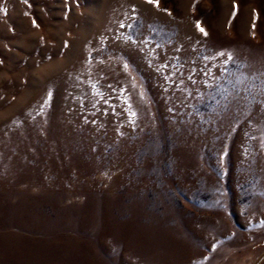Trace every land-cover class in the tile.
<instances>
[{"label":"rangeland","instance_id":"rangeland-1","mask_svg":"<svg viewBox=\"0 0 264 264\" xmlns=\"http://www.w3.org/2000/svg\"><path fill=\"white\" fill-rule=\"evenodd\" d=\"M0 264H264V0H0Z\"/></svg>","mask_w":264,"mask_h":264},{"label":"snow or ice","instance_id":"snow-or-ice-1","mask_svg":"<svg viewBox=\"0 0 264 264\" xmlns=\"http://www.w3.org/2000/svg\"><path fill=\"white\" fill-rule=\"evenodd\" d=\"M149 2L151 3V2H153V0H149ZM199 26V25H198ZM202 32L204 31V29L203 28H201L200 29ZM206 34V33H205Z\"/></svg>","mask_w":264,"mask_h":264}]
</instances>
